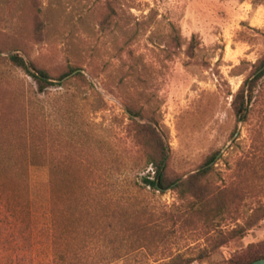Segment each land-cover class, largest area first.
Segmentation results:
<instances>
[{
  "label": "rangeland",
  "instance_id": "374dc122",
  "mask_svg": "<svg viewBox=\"0 0 264 264\" xmlns=\"http://www.w3.org/2000/svg\"><path fill=\"white\" fill-rule=\"evenodd\" d=\"M12 54L54 84L40 92ZM261 60L264 0H0V166H42L60 215L54 240L19 244L2 228L0 264L16 249L21 264H234L264 252V76L246 120L232 109ZM127 108L165 142L168 180L208 169L200 190L143 185L150 148Z\"/></svg>",
  "mask_w": 264,
  "mask_h": 264
},
{
  "label": "trees",
  "instance_id": "16d2710c",
  "mask_svg": "<svg viewBox=\"0 0 264 264\" xmlns=\"http://www.w3.org/2000/svg\"><path fill=\"white\" fill-rule=\"evenodd\" d=\"M9 62L17 68L22 69L28 76L32 77L38 83L39 91L42 92L45 85H53L52 78L27 62L22 56L12 54L9 56ZM264 66V60L258 62V66L253 73L248 76L242 83L239 90L233 95L232 109L237 123L244 122L248 115L250 102L258 81L264 76V71L257 72ZM77 71V70H74ZM73 73H66L58 80ZM76 77L85 79L78 73ZM130 119L141 117L140 113L132 108H127ZM135 124L140 129L138 136L142 139H148L144 142L145 147L150 148L146 154V165L153 168V177L150 174L143 176L141 182L145 187L156 192L164 193L165 191L175 188H182L187 185V191L200 190L197 186L199 181L208 173V169H203L189 177L183 183L176 185L178 179L168 180L166 176L165 162L168 158L165 142L161 135L150 125ZM216 154L212 155L202 167H207L215 160ZM42 166H0V230L10 228L12 237L17 243L23 241L29 242L37 240L39 237L55 239L60 224V215L58 211L57 198L54 193V182L47 179ZM46 233H45V232ZM21 250L16 249L15 264H21ZM264 258V252L258 250L249 254L234 264H249L256 260Z\"/></svg>",
  "mask_w": 264,
  "mask_h": 264
},
{
  "label": "water",
  "instance_id": "95a60500",
  "mask_svg": "<svg viewBox=\"0 0 264 264\" xmlns=\"http://www.w3.org/2000/svg\"><path fill=\"white\" fill-rule=\"evenodd\" d=\"M236 135H237V133H236ZM249 264H264V258L259 259V260H256V261H254V262H251V263H249Z\"/></svg>",
  "mask_w": 264,
  "mask_h": 264
}]
</instances>
